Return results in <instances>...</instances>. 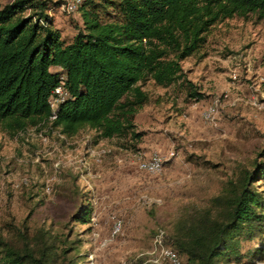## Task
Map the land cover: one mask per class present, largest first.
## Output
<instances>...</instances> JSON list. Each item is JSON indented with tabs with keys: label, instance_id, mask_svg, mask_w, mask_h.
<instances>
[{
	"label": "rangeland",
	"instance_id": "rangeland-1",
	"mask_svg": "<svg viewBox=\"0 0 264 264\" xmlns=\"http://www.w3.org/2000/svg\"><path fill=\"white\" fill-rule=\"evenodd\" d=\"M50 14L65 42L83 25L80 9ZM181 67L182 77L167 87L143 81L148 98L135 115L138 138L99 139L88 128L73 137L43 126L18 136L0 129V240L20 246L25 234L37 245L44 235L58 250L53 264H170L154 262L158 231L171 235L208 207L240 168H252L264 145V18L217 22ZM214 98L220 105L208 124L201 110ZM103 148L109 152L96 157ZM170 151L160 173L139 169L137 155ZM87 206L83 222L76 216ZM251 246L242 242L240 250ZM239 264H264V255Z\"/></svg>",
	"mask_w": 264,
	"mask_h": 264
},
{
	"label": "trees",
	"instance_id": "trees-1",
	"mask_svg": "<svg viewBox=\"0 0 264 264\" xmlns=\"http://www.w3.org/2000/svg\"><path fill=\"white\" fill-rule=\"evenodd\" d=\"M61 0L0 5V129L18 136L46 123L48 97L64 77L68 97L53 122L65 137L81 129L99 139L138 138L134 119L146 103V79L162 87L182 77L181 61L196 53L217 22L264 18V0H83L82 27L69 42L50 12ZM190 95H201L191 90ZM264 145L252 168H240L209 206L178 222L162 244L191 264H239L264 255ZM77 218L87 222L90 207ZM252 246L241 252L242 242ZM58 250L44 235L32 245L0 240V264H53ZM66 252V249H63ZM141 263V259H138ZM164 263H169L164 261ZM65 264H76L67 259Z\"/></svg>",
	"mask_w": 264,
	"mask_h": 264
},
{
	"label": "built area",
	"instance_id": "built-area-1",
	"mask_svg": "<svg viewBox=\"0 0 264 264\" xmlns=\"http://www.w3.org/2000/svg\"><path fill=\"white\" fill-rule=\"evenodd\" d=\"M83 0H61L60 9L63 12L66 13H73L78 10L79 6L82 4ZM68 97V92L64 86V77H61L60 83L52 90L51 94L48 97V106L50 109V114L48 116V119L46 123L37 126L32 127L35 129H40V127H48L52 129H57L53 126V122L57 118V110L60 105L66 98ZM197 103H195L196 105ZM220 105V99L214 98L212 99L202 110H201V117L205 122L208 124H215L216 115L218 113V108ZM29 129L27 128L24 132L20 133V135H23L24 133L28 132ZM38 129V130H39ZM61 137H64L59 132ZM91 153L93 152L90 150ZM109 152V149H101L99 152H95L96 157H100L101 155H104L105 153ZM174 153L170 151L168 155H161L159 153H153L149 157H142V155H137V163L140 170L148 172V173H160L165 162L169 160ZM98 160V159H97ZM121 223L117 222L114 224L112 233H117L120 230ZM162 235L163 231H158V233L155 235L154 243L156 245V249H158V255L156 259H154L155 263H158L160 260L162 261H168L170 264H181V258L177 255L175 251L170 249L169 247H166L162 244Z\"/></svg>",
	"mask_w": 264,
	"mask_h": 264
}]
</instances>
